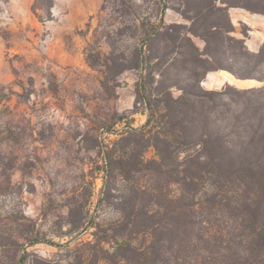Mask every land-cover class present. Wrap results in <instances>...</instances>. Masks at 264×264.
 <instances>
[{
  "label": "rangeland",
  "instance_id": "374dc122",
  "mask_svg": "<svg viewBox=\"0 0 264 264\" xmlns=\"http://www.w3.org/2000/svg\"><path fill=\"white\" fill-rule=\"evenodd\" d=\"M184 9L183 0H167L166 8L158 0H0V264H81L94 233L102 237L120 219L125 184L108 177L104 188L103 151L127 126L140 129L147 112L135 107L140 72L113 77L104 63L132 65L150 24L160 19L189 27ZM241 32L247 36L246 27ZM192 40L204 49L201 39ZM155 50L179 59L163 43ZM238 53H215L206 66L246 74ZM254 73L264 77V63ZM205 77L203 89L229 97L233 89L264 87L223 69ZM183 79L169 70L167 83ZM144 157L154 158V150ZM37 240L43 242L28 246Z\"/></svg>",
  "mask_w": 264,
  "mask_h": 264
},
{
  "label": "trees",
  "instance_id": "16d2710c",
  "mask_svg": "<svg viewBox=\"0 0 264 264\" xmlns=\"http://www.w3.org/2000/svg\"><path fill=\"white\" fill-rule=\"evenodd\" d=\"M158 1L166 8L167 0ZM183 5L189 27L160 19L150 24L132 65L108 58L104 63L113 77L140 72L135 107L142 104L147 119L140 129L127 126L103 151L104 188L108 177L118 176L126 193L119 198L120 219L102 229V237L94 233L81 264H264V87L233 89L229 97L226 90L201 85L208 72L221 69L236 80L264 82L254 73L264 63V44L249 52L231 36L228 16L229 8L264 15V0ZM214 14L219 18L212 20ZM192 37L205 43L203 50ZM157 42L176 49L179 59L159 55ZM230 48L245 58L246 74L206 66L207 57ZM169 70L183 75L182 83H167ZM150 148L155 157L145 159Z\"/></svg>",
  "mask_w": 264,
  "mask_h": 264
},
{
  "label": "crops",
  "instance_id": "0c3cea01",
  "mask_svg": "<svg viewBox=\"0 0 264 264\" xmlns=\"http://www.w3.org/2000/svg\"><path fill=\"white\" fill-rule=\"evenodd\" d=\"M228 16L234 28L232 36L245 40V46L252 52L257 51L264 41V15L250 13L240 8H229ZM246 27L247 36L244 37L241 27ZM208 80V75L206 76ZM205 82H202L204 85Z\"/></svg>",
  "mask_w": 264,
  "mask_h": 264
},
{
  "label": "water",
  "instance_id": "95a60500",
  "mask_svg": "<svg viewBox=\"0 0 264 264\" xmlns=\"http://www.w3.org/2000/svg\"><path fill=\"white\" fill-rule=\"evenodd\" d=\"M207 77H205V80H206ZM202 84V83H201Z\"/></svg>",
  "mask_w": 264,
  "mask_h": 264
}]
</instances>
